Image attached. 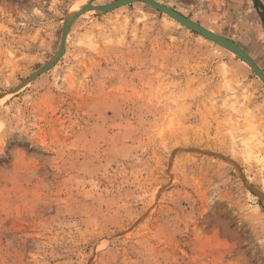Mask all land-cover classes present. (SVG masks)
<instances>
[{"label": "rangeland", "instance_id": "1", "mask_svg": "<svg viewBox=\"0 0 264 264\" xmlns=\"http://www.w3.org/2000/svg\"><path fill=\"white\" fill-rule=\"evenodd\" d=\"M79 1L0 0V264H264V84L144 2L61 51ZM155 1L264 74V0Z\"/></svg>", "mask_w": 264, "mask_h": 264}, {"label": "water", "instance_id": "2", "mask_svg": "<svg viewBox=\"0 0 264 264\" xmlns=\"http://www.w3.org/2000/svg\"><path fill=\"white\" fill-rule=\"evenodd\" d=\"M134 2H144L154 8H156L157 10H159L160 12L166 14L167 16H169L170 18H172L173 20L177 21L178 23H180L181 25L185 26L186 28L200 34L202 37L214 42L215 44L221 46L222 48L232 52L233 54H235V56H237L241 61L245 62L250 68L251 70L254 72V74L261 80V82L264 84V74L263 72H261L257 66L255 65V63L251 60V58L245 54V52H243L238 46H236L234 43L227 41L215 34L210 33L209 31H207L206 29L201 28L200 26L190 22L189 20H187L186 18L182 17L180 14L174 12L173 10H171L170 8L158 3L155 0H119L117 2L114 3H110L107 5H103V6H92L90 3H88L86 6H84L77 14H74L73 16H71L70 20L68 21V24L66 25L63 35H62V45H61V51L64 48V44H65V39L67 37V33L69 30V27L72 23V21L74 20V18L80 14L83 13L86 10H92L94 9L95 11L99 12V13H107L110 12L112 10H115L117 8H120L122 6L134 3ZM51 65L45 66L43 68H41L36 75L43 73L47 68H49ZM35 77V76H34ZM18 90V89H17ZM17 90L11 92L14 93ZM9 93V94H11Z\"/></svg>", "mask_w": 264, "mask_h": 264}, {"label": "bare ground", "instance_id": "3", "mask_svg": "<svg viewBox=\"0 0 264 264\" xmlns=\"http://www.w3.org/2000/svg\"><path fill=\"white\" fill-rule=\"evenodd\" d=\"M86 0H82V1H79L77 4H75V6H73L72 8H73V10H71V13L69 14V16H72L74 13H76L77 14V11L78 10H80V8H82V5H83V3H85L86 4ZM93 11H95L94 9H92ZM92 10L90 9V10H86L83 14H81V15H85V14H87V13H89V12H92ZM79 12V11H78ZM66 24V23H65ZM230 52V51H229ZM232 53V52H231ZM233 54V53H232ZM235 55V54H234ZM237 57V56H236ZM245 63V62H244Z\"/></svg>", "mask_w": 264, "mask_h": 264}, {"label": "clouds", "instance_id": "4", "mask_svg": "<svg viewBox=\"0 0 264 264\" xmlns=\"http://www.w3.org/2000/svg\"><path fill=\"white\" fill-rule=\"evenodd\" d=\"M3 131H4V126L0 124V133H2Z\"/></svg>", "mask_w": 264, "mask_h": 264}]
</instances>
